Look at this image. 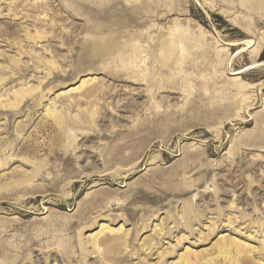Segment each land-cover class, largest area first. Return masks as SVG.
<instances>
[{"label": "rangeland", "instance_id": "obj_1", "mask_svg": "<svg viewBox=\"0 0 264 264\" xmlns=\"http://www.w3.org/2000/svg\"><path fill=\"white\" fill-rule=\"evenodd\" d=\"M0 264H264V0H0Z\"/></svg>", "mask_w": 264, "mask_h": 264}, {"label": "bare ground", "instance_id": "obj_2", "mask_svg": "<svg viewBox=\"0 0 264 264\" xmlns=\"http://www.w3.org/2000/svg\"><path fill=\"white\" fill-rule=\"evenodd\" d=\"M174 47L169 45L167 48H166V53L171 56V55H174Z\"/></svg>", "mask_w": 264, "mask_h": 264}]
</instances>
